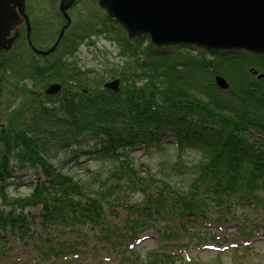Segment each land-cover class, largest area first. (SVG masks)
<instances>
[{
	"label": "trees",
	"instance_id": "obj_1",
	"mask_svg": "<svg viewBox=\"0 0 264 264\" xmlns=\"http://www.w3.org/2000/svg\"><path fill=\"white\" fill-rule=\"evenodd\" d=\"M96 19L83 20L75 14L50 57L37 60L29 55L34 56L27 72L30 81L40 89L61 84L60 94L43 101L28 94L25 110L0 114V245L6 247L10 241L28 245L33 236L28 210L41 208L44 237L35 242L41 247L34 248L49 250L47 255L43 251L46 261L79 255V247L87 248L90 239L78 237L69 243L71 237L66 236L88 227L106 247L122 249L118 264H139L141 257L130 246L146 232H156L162 242L196 237L202 241L199 234L208 232L201 224L208 215L228 216L247 205L264 207V79L252 73H264V55L158 48L146 37L133 44L120 37L124 31L116 22L105 15ZM98 37L114 39L126 56L139 49L149 60L147 66L138 65L140 74L115 73L121 82L118 92L104 87V77L93 84L91 78L87 81V73L64 58L73 57L82 43ZM1 66L0 62V70ZM216 76L225 78L230 89L213 85ZM167 138L174 139L179 153L195 151L202 156L188 169L192 179L185 191L174 192L169 183L141 174L130 159L134 149L151 151ZM61 153L70 158L67 165L80 166L84 160L110 162L116 172L108 179L111 186L105 192L100 187L91 189L83 180L63 174L54 163V155ZM29 167L42 173L29 184L30 194L10 195L7 182ZM123 176L129 179L122 182ZM95 179L99 186L107 183ZM127 188L140 193L144 203L120 205L126 211L121 228L108 219ZM52 231L59 233L58 240H53ZM168 248V243L160 245L148 260L175 259L167 254ZM126 255L132 261L123 259Z\"/></svg>",
	"mask_w": 264,
	"mask_h": 264
},
{
	"label": "rangeland",
	"instance_id": "obj_2",
	"mask_svg": "<svg viewBox=\"0 0 264 264\" xmlns=\"http://www.w3.org/2000/svg\"><path fill=\"white\" fill-rule=\"evenodd\" d=\"M38 1L39 2L35 3V6L33 7L34 21L32 23L33 25L31 24V26H33L32 40L36 42L34 45L37 49L44 50L57 39V35L63 26V20L60 18L57 13L58 11L56 10L58 0H54V2H50L49 0ZM77 13L80 19H95V21H98L96 18H102V16L105 15L96 5V0H80L77 7L69 12L72 18H74V15ZM120 37H125L127 39L125 32L121 34ZM136 40L130 42L135 44ZM143 44L144 46L148 45L147 43ZM138 47L139 46L135 48ZM30 52L31 51L27 49L26 46L20 44V38L8 51L0 52V62L2 65L0 74L3 77H0V79L2 78L1 81H4L7 85H2V82L0 81V100H2L0 114H10L12 111H16V109L19 108L25 110L29 103L26 99L28 94L34 96L38 95L37 98L41 101L44 100L43 98L51 97L41 94L46 88H37L29 79L30 75L27 72L28 70L30 71L29 65L34 58V56L33 58L32 56H29L31 55ZM188 52H191L190 54L196 53V51ZM10 58L11 61H13L12 63H10ZM36 59L41 60L42 58ZM65 59H67V63L72 62L83 73H87V76L85 75L84 78L87 81L91 78L92 84L94 83L93 80L100 81L101 77H104L105 82L107 83H113L115 81L119 82V80H115L116 78L119 79V77L114 76L115 73L119 74L125 72V75L129 76L130 72L136 71V73L140 74L138 65L147 66L149 62L139 49L134 51L132 56H126L124 53L122 54L120 46L114 41V39H105L103 37L95 38L94 42L82 43L79 51L73 57ZM149 65L153 64L149 63ZM3 69L7 71L6 76H3ZM207 73L212 75L214 72ZM252 73H254L253 75L256 78L264 79L262 77L264 76V73H259L256 70L252 71ZM96 76L99 77L96 78ZM217 77L221 76L213 78V85L217 86L218 89L222 91L230 89V83L223 77L221 78L227 83L228 88H220L216 83ZM131 78H133V76H131ZM209 83L211 84V77ZM173 142L174 139L167 138L160 148L155 147L151 151H144V149L138 147L131 151L129 156L135 168L140 171L141 174H149L150 176H154L157 180L169 183L172 186L171 188H175L173 189L175 190L174 192H178L177 190L185 191L190 183V179H192L188 169L200 163L202 156L195 151L178 153L173 146ZM69 159L70 158H68L65 153L56 156L54 155V160L56 161H54V163L63 174H68L76 179L83 180L91 189H98L100 187V190L105 192L108 187L111 186L108 179L114 176L116 172L114 166L110 162H103L100 160L89 162L84 160L85 163L76 166L73 163L67 165ZM41 174V170L38 167H29L28 169L20 171L17 174L16 179L7 182L8 193L15 197L18 195L26 196L27 194H30L29 184L34 182L36 178L41 177ZM95 178L106 180L107 183L103 184L102 182L99 186V184L95 183ZM128 179V176L121 177L122 182H125ZM143 199L144 197H142L140 193L133 192L130 188H127V190L124 191L123 198L121 197V202L117 201L118 203H116L115 206L112 205L115 209H113L114 213L111 212L108 222H113L112 225H121L122 228V221L126 218V211L121 208L120 205L123 206L125 203L126 205L144 203ZM110 201L113 203V199ZM0 207H2L1 204ZM28 214L30 216L28 222L29 228L33 235L32 241L28 242V245H14L13 241H10L7 247L0 245V264L56 263L53 261L50 263L41 262L42 260H47L44 257L43 251L46 252L47 255L49 250L42 247V251H36L34 248V246L38 248L41 247V245H38V243L35 242L39 241L41 243V241H43L42 238L44 237V233L40 226L41 208L29 209ZM116 214L117 217H115ZM201 226L204 231L206 230L209 233L199 234L203 239L202 241L198 240L199 238L196 237L193 241L188 239L187 242H182L179 239H175L174 241L165 239V242H162L160 237L158 238L156 232H146L141 236V240L135 244V251L137 252L136 257H141V263L139 264H151L152 261L153 264H264V207L250 208L248 205L246 207H238L233 209L228 216L225 215L222 217L217 214H210L208 215V219L203 221ZM256 226H259L260 228L255 229ZM115 229L116 228L111 230ZM196 229L200 230L201 228L192 227L193 231ZM50 233L51 237L54 238L53 240L59 239V233L55 231ZM94 235V230L85 227L66 236L71 237V239L67 240L69 243H71L70 240L78 237H88L92 240L89 243L90 246H96L94 249L82 248L83 253L79 258L84 262L82 264H87V262L88 264L121 263L122 249L115 248L112 251L108 249L103 250L101 245L103 242ZM214 240L216 243L213 242ZM164 243H168L170 246L167 250V254L170 256L174 255L176 258L167 259L164 257H155L148 260V254L160 249V245L162 246ZM182 244H185V246ZM217 244H222L223 246L226 245V251L224 254L219 253ZM50 255L51 254L48 256ZM123 259H130L132 261L130 255H126ZM125 263L136 264L135 262L129 263L128 261Z\"/></svg>",
	"mask_w": 264,
	"mask_h": 264
},
{
	"label": "water",
	"instance_id": "obj_3",
	"mask_svg": "<svg viewBox=\"0 0 264 264\" xmlns=\"http://www.w3.org/2000/svg\"><path fill=\"white\" fill-rule=\"evenodd\" d=\"M75 0H61L59 10L67 24L56 44L48 51L32 49L40 56L51 54L71 25L68 10ZM109 18L118 22L130 40L147 36L157 47L194 46L210 52L246 51L264 54V0H99ZM26 22V0H0V52L8 51L18 34L12 31ZM264 78V76H262ZM217 85L227 89L221 77ZM119 86L115 81L107 88ZM60 85H52L44 92L56 95Z\"/></svg>",
	"mask_w": 264,
	"mask_h": 264
},
{
	"label": "flooded vegetation",
	"instance_id": "obj_4",
	"mask_svg": "<svg viewBox=\"0 0 264 264\" xmlns=\"http://www.w3.org/2000/svg\"><path fill=\"white\" fill-rule=\"evenodd\" d=\"M49 1L54 2V0H49ZM38 2H39L38 0H27L26 12H27L28 17H29L30 25L34 21L33 7L35 6V3H38ZM59 3H60V1L56 4V10L57 11L59 8ZM32 29H33V26H31V32H30V35H28V27L26 26L25 21H22V23L17 28H15L13 31V36L15 34H18L17 40L20 38V44H22L23 46H26V48L29 49L30 51L32 50L31 46L33 45V43H32V33H33ZM17 40L15 43H17ZM64 58H66V57H64Z\"/></svg>",
	"mask_w": 264,
	"mask_h": 264
}]
</instances>
